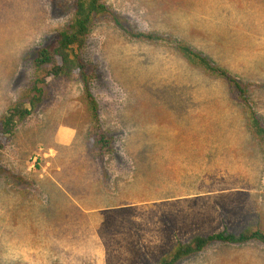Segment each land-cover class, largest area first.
Returning a JSON list of instances; mask_svg holds the SVG:
<instances>
[{
	"label": "rangeland",
	"instance_id": "374dc122",
	"mask_svg": "<svg viewBox=\"0 0 264 264\" xmlns=\"http://www.w3.org/2000/svg\"><path fill=\"white\" fill-rule=\"evenodd\" d=\"M104 2L110 13L82 60L111 153L93 149L79 77L49 79L43 102L2 141L0 264H155L196 235L264 231V151L243 105L170 45L130 39L113 22L184 42L252 84L264 123V0ZM72 6L0 0V119ZM63 129L75 131L68 144L56 141ZM178 264H264V244H216Z\"/></svg>",
	"mask_w": 264,
	"mask_h": 264
},
{
	"label": "trees",
	"instance_id": "16d2710c",
	"mask_svg": "<svg viewBox=\"0 0 264 264\" xmlns=\"http://www.w3.org/2000/svg\"><path fill=\"white\" fill-rule=\"evenodd\" d=\"M109 13L104 0H73L71 20L57 33L55 44L41 48L36 53L29 89L7 108L0 119V151L3 149V139L14 137L17 127L25 122L43 102L49 79L70 82L75 77H79L91 120L93 149L101 158L111 153V142L101 127L99 107L91 91L82 60V51L93 26L97 20L106 17ZM113 22L128 38L148 43H166L189 66L224 82L234 100L245 108L248 130L264 151V123L251 104L248 93V88L252 84L240 80L225 68L215 65L208 57L184 42L134 32L125 21L116 18ZM252 242L264 244V231L258 228H246L238 233L222 231L211 235H196L187 242L176 243L170 253L160 258L155 264H178L216 244L244 246Z\"/></svg>",
	"mask_w": 264,
	"mask_h": 264
},
{
	"label": "crops",
	"instance_id": "0c3cea01",
	"mask_svg": "<svg viewBox=\"0 0 264 264\" xmlns=\"http://www.w3.org/2000/svg\"><path fill=\"white\" fill-rule=\"evenodd\" d=\"M64 132V133H63ZM64 136H61L63 135ZM58 133L57 143L59 144H68L71 140L75 138V131L73 129H63V131Z\"/></svg>",
	"mask_w": 264,
	"mask_h": 264
}]
</instances>
